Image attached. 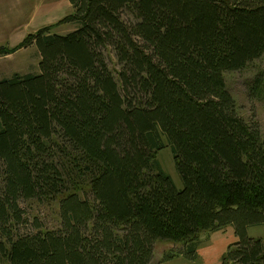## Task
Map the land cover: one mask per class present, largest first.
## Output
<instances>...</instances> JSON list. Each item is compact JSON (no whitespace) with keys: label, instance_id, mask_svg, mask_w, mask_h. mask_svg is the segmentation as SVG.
<instances>
[{"label":"trees","instance_id":"16d2710c","mask_svg":"<svg viewBox=\"0 0 264 264\" xmlns=\"http://www.w3.org/2000/svg\"><path fill=\"white\" fill-rule=\"evenodd\" d=\"M69 2L0 46L35 44L41 59L0 81V264H150L160 240L178 244L162 262L193 259L230 225L222 264H264L249 234L264 226V141L225 81L264 55V0ZM166 147L183 189L159 164ZM29 200L58 203L59 226L30 222Z\"/></svg>","mask_w":264,"mask_h":264},{"label":"rangeland","instance_id":"374dc122","mask_svg":"<svg viewBox=\"0 0 264 264\" xmlns=\"http://www.w3.org/2000/svg\"><path fill=\"white\" fill-rule=\"evenodd\" d=\"M72 12L69 0H0V46L14 48L29 34L60 21ZM123 15L126 17L125 13ZM76 28V24H61L53 28L52 32L64 35ZM105 54L111 71L119 78L120 65L115 52L108 49ZM40 60L35 44L1 56L0 81L11 77L15 72H39ZM225 81L236 101L238 112L246 121L259 125L264 141V55L242 70L226 72ZM158 161L163 170L173 178L177 188L183 189V179L176 167L171 147L158 153ZM22 205L25 217L30 222L38 219L47 229L59 226L58 203L29 200L22 202ZM249 234L264 239V226L251 227ZM237 240L235 229L231 225L220 231L206 232L202 235L195 258L176 257L166 262H162L165 254L178 244L160 240L156 243L155 255L150 264H222L224 255Z\"/></svg>","mask_w":264,"mask_h":264},{"label":"crops","instance_id":"0c3cea01","mask_svg":"<svg viewBox=\"0 0 264 264\" xmlns=\"http://www.w3.org/2000/svg\"><path fill=\"white\" fill-rule=\"evenodd\" d=\"M61 20V19H60ZM57 23V22H56ZM53 24H55V23H53ZM50 25H52V24H50ZM21 73V72H20Z\"/></svg>","mask_w":264,"mask_h":264}]
</instances>
